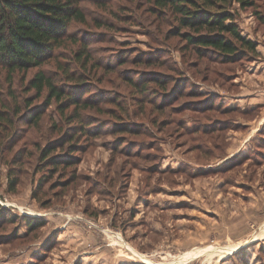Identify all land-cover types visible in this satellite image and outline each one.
I'll return each instance as SVG.
<instances>
[{
	"label": "rangeland",
	"instance_id": "rangeland-1",
	"mask_svg": "<svg viewBox=\"0 0 264 264\" xmlns=\"http://www.w3.org/2000/svg\"><path fill=\"white\" fill-rule=\"evenodd\" d=\"M150 3L77 0L84 22L67 31L79 43L58 51L86 44L90 60L68 72L94 105L79 119L96 122L53 152L77 145L69 167L39 160L80 125L74 106L26 92L37 69L10 85L1 72L0 264H264V0L232 4L256 48L230 62L186 47ZM56 63L40 69L71 87Z\"/></svg>",
	"mask_w": 264,
	"mask_h": 264
},
{
	"label": "trees",
	"instance_id": "trees-1",
	"mask_svg": "<svg viewBox=\"0 0 264 264\" xmlns=\"http://www.w3.org/2000/svg\"><path fill=\"white\" fill-rule=\"evenodd\" d=\"M150 1V9L154 15L166 18L169 14L172 18L173 25L169 34L183 40L186 47L194 49L199 56H217L224 62H230L245 53L255 52L256 43L242 36L230 10L234 3L239 9L253 7L254 0H148ZM72 21L84 22L77 0H0V76L1 72H5V81L10 85L15 73H22L24 76L29 70L37 69L28 81L25 91L33 90L34 98L46 91V100L54 99L59 103L58 110L61 113L68 106H74L75 111L69 122L76 120L80 123L72 133L65 134L62 139L50 143L42 150L40 164L51 171L59 166L69 167L74 163L72 153L77 151V145H68L65 153L53 152L58 147L63 148L75 134L88 137L93 127L91 124L96 122L91 120L84 123L79 119L77 107L89 108L94 105L87 97H78V89H82L80 85L83 83L78 85V78L74 79L68 72L71 62L78 61L86 66L89 59L86 44H80L79 49L72 52L71 58L58 51L65 40L79 43L67 31ZM61 59L66 61L64 65L59 62ZM51 60L57 61L56 69L61 70L62 76H65L63 78L74 82L71 87L56 85L53 76L40 69ZM157 83L161 88L164 85V81ZM141 87L139 93L144 94L147 89L142 83ZM23 102L27 107L31 100L25 98ZM14 110H19L15 102ZM41 112H30L26 116L27 122H38ZM8 115L7 109L0 112V125L3 129L12 124ZM111 115L113 117V114ZM120 127V130L129 129L128 125ZM15 182L16 180L12 179L11 189L14 188ZM32 224L34 222L29 223Z\"/></svg>",
	"mask_w": 264,
	"mask_h": 264
}]
</instances>
